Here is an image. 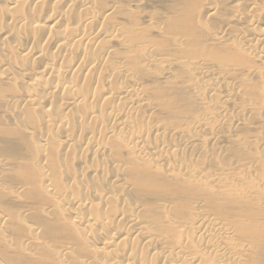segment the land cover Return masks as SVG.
Listing matches in <instances>:
<instances>
[{
  "label": "rangeland",
  "instance_id": "obj_1",
  "mask_svg": "<svg viewBox=\"0 0 264 264\" xmlns=\"http://www.w3.org/2000/svg\"><path fill=\"white\" fill-rule=\"evenodd\" d=\"M26 1L0 0V32L12 29L16 37L0 39V264H192L191 257L197 264H264V68L243 46L248 29L234 23L256 7L264 29V0ZM65 2L69 6L60 12ZM16 16L27 21L21 25ZM55 17L71 23L57 33L67 42V55L29 25H51ZM27 38L35 42L24 45ZM44 57L57 69L71 66L51 88L24 71L35 68L53 79L56 71L46 73ZM202 63L209 72L201 77ZM168 70L171 77L160 83ZM225 79L224 87L238 88L231 98L241 108L223 118L228 104L208 89ZM134 87L138 112L131 109ZM44 96L52 103L41 111L31 100ZM119 111L128 116L124 129L114 119ZM198 118L209 130L198 132ZM156 129L166 133L163 140ZM173 130L178 135L171 136ZM209 131L219 137L216 143L208 140ZM125 132L177 146L170 148L183 159L172 153L176 166L165 173L152 160L136 158ZM195 135L204 136V145L184 146ZM95 142L109 150L106 158L92 156L88 146ZM133 166L139 173L149 168L154 185L136 187ZM114 175L126 181L111 183ZM200 217L230 229L232 236L221 240L230 258L216 248L199 251L207 244ZM133 220L137 233L111 239Z\"/></svg>",
  "mask_w": 264,
  "mask_h": 264
},
{
  "label": "bare ground",
  "instance_id": "obj_2",
  "mask_svg": "<svg viewBox=\"0 0 264 264\" xmlns=\"http://www.w3.org/2000/svg\"><path fill=\"white\" fill-rule=\"evenodd\" d=\"M3 1V0H2ZM11 1H18V0H11ZM40 2H42L43 4L44 3H46L48 0H39ZM21 2L23 3V2H27L26 0H21ZM35 2V1H34ZM33 2V3H34ZM6 4V3H5ZM6 5H8V3L6 4ZM68 6H69V3L68 2H65L64 4H63V8H62V11H60V12H64L67 8H68ZM7 7V6H6ZM8 7H10L9 5H8ZM11 9V8H10ZM248 10H249V12H250V14H248V15H245L246 13L244 12V13H241V14H239L237 17L235 16V18L236 19H234L235 20V22L234 23H237V24H239L240 26H238V28L239 27H244L243 29H248L247 30V33H248V35H247V38H246V40H247V43L246 44H244L243 46H244V48H245V50L247 51V52H249V54H251V56L253 55V57L255 58V60H256V62L258 63V64H256L257 66L259 65V63L262 65V67L264 68V38H263V32H264V29L263 28H260V20H259V23H257L256 22V17H255V14L258 12V11H260V13H261V9L259 10V8H256V7H248L247 8ZM12 11V9L10 10V12ZM208 11L212 14V13H214L215 11H216V8L214 7V6H210V7H208ZM18 13V12H17ZM259 13V12H258ZM243 14V15H242ZM262 14H264V13H262ZM261 14V15H262ZM245 15V16H244ZM257 15H259V14H256V16ZM260 15V16H261ZM247 16H249L250 18H249V20H248V18H246ZM260 16H258L259 18H261ZM256 18V19H255ZM11 19V18H10ZM47 18H44V19H41V20H46ZM15 20L17 21V23H19V24H23V22L24 21H27V18H25V17H21V16H16L15 17ZM249 21H252V27L251 28H247V24H248V22ZM70 24L71 23H69V22H64V20H62V19H58V17H55V21H52L51 22V25H49L48 24V22H39V21H30L29 22V25L30 26H33V27H36V28H39V29H42L43 31H44V35H43V37L44 36H46L47 37V39H48V41L52 44V45H55L57 48H64V54L65 55H67L68 54V45H67V42H66V40H65V38H63V37H61V36H58L57 35V33H58V31H59V29H60V27L62 28V27H68V26H70ZM1 25H3L2 23H1ZM1 25H0V27H1ZM236 25V24H235ZM190 29V28H189ZM263 30V31H262ZM13 35V37L14 38H16L15 37V33L13 32V30L11 29V31H9V30H6V31H2V32H0V39H2V38H8V37H10V35ZM42 37V38H43ZM39 39V38H38ZM40 41V40H39ZM35 41L32 39V38H30L29 40H28V38H27V41H26V39H25V43H24V45H28V44H30V43H34ZM29 54H30V56L32 57V56H34V57H37L38 55H39V53H35L34 54V52L33 51H30L29 52ZM34 54V55H33ZM64 57V56H63ZM82 58V53H79L78 54V58ZM80 60V59H79ZM155 59H153V61H154ZM43 61L46 63V65H48L49 67L46 69V73L48 74V75H52V70H55L56 72H55V76H54V78L53 79H51V80H47L43 75H41V74H38V73H36V71H35V68H33V69H31V70H27L26 71V69H24V71L25 72H27L28 73V79L29 80H33V79H38V78H41L43 81H42V88H51V87H53L52 85L54 84V81H55V79L59 76V75H61V74H64V73H66L67 71H69V69L71 68V66L70 67H67V68H65V69H63V68H60V69H57L56 68V64L53 62V61H51V60H49V59H46L45 57L43 58ZM192 61V60H191ZM190 61V62H191ZM4 64H3V66H2V68L4 69L5 67H7L8 66V63L9 62H6L5 60H4ZM18 63V62H17ZM9 65H11V64H9ZM75 65H77V64H75ZM90 65V64H89ZM89 65H87V67H86V65H85V70H88L90 67H88ZM260 65V66H261ZM255 67V66H254ZM259 67V66H258ZM200 68V67H199ZM260 68V67H259ZM9 69L11 70L12 68L11 67H9ZM258 70V69H257ZM256 70V71H257ZM17 69H16V71H12V72H10L11 74H16L17 73ZM255 71V72H256ZM0 72H1V70H0ZM167 72V71H166ZM208 72H209V66H205V64L204 63H202V65H201V68H200V75H201V77L202 76H206L207 74H208ZM8 74L7 75V78L8 77H10L11 76V74ZM165 73V72H164ZM264 73V72H263ZM3 74V73H2ZM124 74L126 75L127 74V72H125L124 71ZM167 76H165L164 77V74L161 76V77H159L158 78V81L161 83H163V79H166V80H168L170 77H171V73L169 72V70H168V72L167 73H165ZM251 74V73H250ZM254 74V73H253ZM5 75V74H4ZM3 76V75H2ZM195 79V78H194ZM130 81H133V79H130ZM195 81V80H194ZM226 81V79L221 83V84H216V85H214V86H212L210 89H208L209 90V96H212V97H215V98H217V99H219V101L221 102V103H226V104H228V107H229V109H230V107H231V109L229 110V109H224L223 110V112H222V116H223V118H226V117H228L229 115H230V111H232L233 113H237L238 112V110L241 108V107H237L236 105H235V103H234V101H233V99L231 98V95H232V93L233 92H235L236 90H238V88H235L234 87V85H233V88L232 87H230V85L228 84V86L229 87H224L226 84H224V86L222 85L224 82ZM192 82V81H191ZM233 84V83H232ZM129 85V84H128ZM124 86V85H122V86H124V87H122V89L123 90H127L128 88H130L131 87V85H129V86ZM195 85H196V81H195ZM206 85V84H205ZM65 86V84H63V87ZM227 86V85H226ZM208 88L209 86H205L204 88ZM69 88H72V87H65V91L67 92L68 91V89ZM207 88H206V90H207ZM62 91V90H61ZM71 92V90L69 91V93ZM198 92V91H197ZM137 93H138V89H137V87H134L133 88V90L132 91H130V99L132 100V103L134 104V105H132V107H131V109H134V111L136 110L137 112H138V110H139V108L137 107V106H139L141 103H139V101L141 100V99H139L138 100V102H137V100L135 99L136 98V96H137ZM194 93H196V92H194ZM206 93V92H205ZM207 96V95H206ZM139 98V97H138ZM36 106H38L39 107V109L42 111L43 109H44V107L47 105V104H51L52 102H51V98L49 97V96H44L43 98H33L32 100H31ZM70 105H73L74 104V102H70L69 103ZM230 104H232V105H230ZM137 105V106H136ZM196 106V105H195ZM154 108L155 107H152L151 108V113H155L156 111L154 110ZM199 109V108H198ZM85 110L86 111H88V112H92L93 110H91V107L90 106H88V105H85ZM135 111V112H136ZM122 111H119V112H117V114L114 116V119H115V121H116V123H119L121 126H123V129L124 128H126V126H125V121L124 120H126V118L128 117H126L123 113H121ZM150 112L148 113L149 114V117H150V114H151ZM92 114H94V112H92ZM126 114V113H125ZM99 120V123H104L103 122V119L102 118H98ZM199 119V118H198ZM199 123H200V119H199ZM198 123V124H199ZM197 124V123H196ZM195 125V124H194ZM234 125L235 126H237V127H240L241 125H242V123L240 122V120H236L235 122H234ZM196 126V125H195ZM161 127V129L162 130H164L165 131V128L161 125L160 126ZM194 127V126H193ZM197 130H198V132L200 131V132H203L204 130H207L209 127L207 126V124H204V123H200L199 125H197ZM211 129V128H210ZM178 130V129H177ZM209 130V129H208ZM126 131H127V129H126ZM179 131V130H178ZM155 132L157 133L156 135H159V137L161 136V139H162V137L164 136V135H166V133H163V134H160L159 133V131L156 129L155 130ZM180 132V131H179ZM196 132V131H195ZM182 133V132H181ZM206 133V132H205ZM106 134H110V132L109 131H106ZM125 134V136H127V141H124V142H126V147H131L132 149H133V152L132 153H134V155H137L136 156V158L137 157H139V158H142L143 160L144 159H150V160H152L158 167L159 166H163L164 167V169H165V173L167 172V173H170L172 170H173V168H174V166H176V163H175V161H174V159L176 158H172V153L173 154H175L176 152H177V148L176 149H174L173 151L171 150V148H170V146H174V145H167V144H165V143H159L160 145H158V144H151L150 143V139H151V137H152V135H155L154 134V129H153V131L151 132V134H147V136H149L150 137V139H148V137H147V139L149 140H147V139H145L144 137H142L141 136V133H140V135L139 134H131L130 132L128 133V132H125L124 133ZM195 134H197V132L195 133ZM201 134V133H200ZM199 134V135H200ZM206 134H208V133H206ZM173 135H178V132L176 131V130H173L172 131V133H171V136H173ZM198 135V136H199ZM194 136V135H193ZM206 136V135H205ZM209 139L208 140H210L211 142V144H212V142H215L217 139H219V137H217L216 136V134L214 133V131H209ZM207 136V137H208ZM181 138H182V135L180 136ZM184 137V136H183ZM187 137V136H186ZM191 137H192V135H191ZM204 137V136H203ZM203 137H196V135H195V137L194 138H190V139H187L186 140V138L184 139V140H186V141H184V140H182V139H180V141H181V143L184 141L185 142V145H184V143H183V145L184 146H193V145H195V144H197V143H202V141H203ZM207 137H205V138H207ZM156 138V137H155ZM166 138V137H165ZM175 138V137H174ZM178 138V137H177ZM176 138V139H177ZM153 139V138H152ZM157 139H158V136H157ZM156 140V139H155ZM163 140V139H162ZM161 140V141H162ZM167 140V139H166ZM174 140V139H173ZM172 140V141H173ZM205 140V139H204ZM158 141V140H157ZM157 141H156V143H157ZM160 141V140H159ZM165 141V140H164ZM171 142V141H170ZM175 144H176V141H173ZM172 142V143H173ZM206 143V145L207 144H209L208 142L209 141H205ZM123 143V142H122ZM167 143V142H166ZM216 143V142H215ZM124 144V143H123ZM122 144V145H123ZM203 145H204V142L202 143ZM219 144V143H218ZM125 145V144H124ZM123 145V146H124ZM180 145V144H179ZM182 145V144H181ZM205 145V146H206ZM210 145V144H209ZM106 146H107V144H106ZM197 147H198V145H196ZM208 146V145H207ZM174 147H177V146H174ZM88 148L89 149H91L93 152H94V155H92L93 157L94 156H98L97 158H99V157H102V158H106L105 156L107 155L106 153H107V148L106 147H102V146H99V144H98V142H95V143H92V146H88ZM90 150V151H91ZM120 150V149H119ZM178 150H180V149H178ZM89 151V152H90ZM109 151V150H108ZM180 151H182V150H180ZM189 151V150H188ZM188 151H186V152H188ZM184 152V151H183ZM185 152V153H186ZM189 152H191V151H189ZM193 152V151H192ZM191 152V153H192ZM182 153V152H181ZM109 154H110V152H109ZM178 153H176V155H177ZM183 154V153H182ZM190 154V153H189ZM133 155V154H132ZM194 152H193V157H192V155H191V157L192 158H194ZM111 157V156H110ZM109 157V158H110ZM177 157H179V158H181L180 157V154H178V156ZM190 157V156H189ZM196 157V156H195ZM109 158H107V160L109 159ZM135 158V159H136ZM141 159V160H142ZM181 159H183V158H181ZM110 160V159H109ZM142 160V162L141 163H143L144 165H148L147 163H148V161L147 160H145V161H143ZM99 161V160H98ZM137 161V160H136ZM136 161H135V163H136ZM139 161V160H138ZM147 161V162H146ZM182 162V161H181ZM146 163V164H145ZM152 164V166L154 167V165L155 164ZM180 163V162H179ZM138 164V163H137ZM140 164V163H139ZM155 165V166H156ZM141 166V165H140ZM149 166H151V165H149ZM179 165H177V167H178ZM134 167V166H133ZM145 167V168H144ZM142 169H141V171H140V173H139V171L137 172V168L135 169V167L133 168V170H132V173H133V175H135V178H134V180H136L135 181V183H136V187H141V186H143V187H145V188H143V187H141L142 189H149V187H151V186H153L154 185V183H155V180L153 179V178H151V176H148V173H149V171H151V170H149V168H146V166H144ZM148 167V166H147ZM162 167V168H163ZM132 169V168H131ZM139 169V168H138ZM153 169V168H152ZM158 170H160L159 168H157ZM156 169V170H157ZM135 170V171H134ZM164 171V170H163ZM129 173V172H128ZM164 173V172H163ZM142 176H144V178H143V184L142 185H137V184H139V183H141V177ZM157 176V175H156ZM168 176V175H167ZM214 175H211L210 177H213ZM166 177V176H165ZM198 178V177H197ZM200 178V177H199ZM207 179H208V177H206ZM75 180H78V179H76L75 178ZM111 180V183L113 182V183H118V182H125L126 181V179H125V177L123 176L122 178H120L118 175H114L113 176V178H111L110 179ZM209 181V180H208ZM211 181L212 182H214L215 181V178H213V179H211ZM211 181H210V183H211ZM127 183V182H126ZM109 187V186H108ZM104 188V187H103ZM224 188V187H223ZM108 189V188H107ZM134 189V188H133ZM48 190V189H47ZM133 192V191H132ZM133 194V193H132ZM125 198V197H124ZM128 198V197H127ZM127 198H125V199H127ZM132 198V197H131ZM100 199V198H99ZM101 199H103V197H101ZM198 205V204H197ZM80 207H82V209H84L85 208V206H84V204H82V203H80ZM198 207V206H197ZM136 208H138V207H136ZM198 209V208H197ZM196 209V210H197ZM200 209H198V211H199ZM198 213H201L200 211L198 212ZM203 215V214H202ZM201 215V216H202ZM198 216V215H197ZM200 220L197 222V224H198V228H199V232H200V234L203 236V238H205L206 239V241H207V244H206V247L205 248H200L199 249V251H202L203 249L205 250H211L212 248H216V250L219 252V253H221L222 254V256L224 257V259L225 260H227L228 258H230L227 254H226V248L225 247H221V240H223V239H225V238H228V237H230V236H232V233H231V231H230V229H227V228H224V227H221V226H219L218 225V223H216L213 219L211 220V219H208V218H204V217H200L199 218ZM139 221V220H138ZM135 222H137L136 220L134 221L133 220V222H131V223H129L130 224V228H128V229H125V230H122V231H118L114 236H112L111 237V239H116V240H119V239H121V238H123L125 235H129V234H131V229H135L134 231H133V234H135V233H137L138 232V227H137V225L135 224ZM217 224H215V223ZM75 223H77L78 225H80L82 228H85V227H87L88 225H86L85 223H87V221H85V222H82L80 219H77L76 221H75ZM170 224H171V222H170ZM173 224V223H172ZM189 226V225H188ZM187 226V227H188ZM79 227V226H78ZM173 228V227H172ZM230 228H232V227H230ZM176 229V228H175ZM233 229V228H232ZM244 230V229H243ZM234 232V231H233ZM243 234H244V232H243ZM207 237V238H206ZM143 240H144V242H149L150 240H149V237H147V236H145V237H143ZM190 243H191V240H190ZM186 246H187V244H186ZM197 246V245H196ZM183 248V247H182ZM185 248V247H184ZM198 248H199V245H198ZM186 249V248H185ZM124 258H126V257H124ZM188 260H190V262L192 263V264H197V262H198V259H196V258H194V257H191L190 259H188ZM128 261H129V263L128 264H131V262H130V260L128 259Z\"/></svg>",
  "mask_w": 264,
  "mask_h": 264
}]
</instances>
